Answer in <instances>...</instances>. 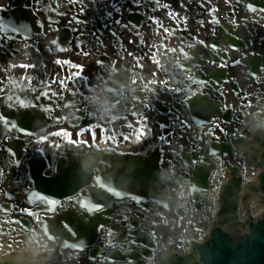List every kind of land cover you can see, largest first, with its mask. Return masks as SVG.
Listing matches in <instances>:
<instances>
[{"label": "flooded vegetation", "instance_id": "obj_1", "mask_svg": "<svg viewBox=\"0 0 264 264\" xmlns=\"http://www.w3.org/2000/svg\"><path fill=\"white\" fill-rule=\"evenodd\" d=\"M22 7L28 12L1 21L3 13ZM261 9L264 0H0V66L11 57H23L25 65L35 66L23 68L19 75L0 72V119L7 107L18 116V123L21 116L33 115L47 123L34 140L22 135L18 125L4 134L0 205L9 201L27 205L30 195L24 190L30 160L36 158L38 148L58 137L74 139L84 129L98 127L95 121L100 119L105 125V131L100 128L102 135L110 141L122 142L128 135L139 139L151 124L150 98L164 99L168 105L185 91L184 82L180 91L176 89V82L187 75L179 70L187 65L194 45L201 60L200 53L216 29L225 27L243 46L263 48ZM133 79L132 87H122ZM240 79L246 88L250 86L248 72ZM252 85V94L261 91L259 82ZM190 96V91L184 93ZM167 113L156 122L171 138L173 124ZM13 124L7 119L8 126ZM12 142L18 145L9 150ZM20 153L22 160L15 166L14 155ZM16 182L22 186L19 198L13 194ZM0 217L5 220L1 211Z\"/></svg>", "mask_w": 264, "mask_h": 264}, {"label": "water", "instance_id": "obj_2", "mask_svg": "<svg viewBox=\"0 0 264 264\" xmlns=\"http://www.w3.org/2000/svg\"><path fill=\"white\" fill-rule=\"evenodd\" d=\"M258 63V58H253L250 66L253 67V69L257 70ZM194 69L195 68H192L191 70ZM219 78H221L222 80H219ZM223 81H227L226 69L222 70L218 66L207 77L202 74L200 78H195V82L198 86H203L204 89L206 88L209 90H212L213 88L211 86L212 83H215V85H221ZM232 88L235 90V92L239 93L238 85L235 82L232 83ZM215 96H218V94L215 93ZM197 97L202 98L201 95H198ZM204 98L205 102L203 104V114L199 113L196 110V104L194 100H191L187 105V107L191 111L192 118L196 123L194 127V131L196 133L202 130L203 124L208 123L213 114H219L221 110V102L211 101L210 95L208 94L205 95ZM230 112H232V109L229 110L227 116ZM247 132L249 133V136L250 134H252L250 130L248 131L247 129L241 134V136L246 137L248 134ZM253 138L254 141L260 143V148H264V131L259 132L256 136H253ZM189 142L192 145H196L198 143V140L195 137H192ZM248 144L249 141L246 140L244 142V149L247 148ZM205 145L206 147H202L199 152L193 153L194 155L192 159L188 157L187 160L184 161L185 169H189L191 165H193L192 173L186 171L185 177L188 181H190L191 179L193 180L189 188L191 195L194 196L195 200L199 199L200 193L202 191H207L209 189V177L215 168L214 163L209 166V163L211 161L210 157L214 153L216 157L221 158L220 152L217 150V148H223V151L225 150V153L230 151L225 143H219L216 141L213 143L210 142V136L206 137ZM207 147H209L208 150ZM185 154L186 151L184 155ZM205 154H207L208 156L205 157ZM257 157L258 156L256 154L253 155L255 161L258 160ZM178 163L179 161H175L174 165H177ZM125 164L127 166H131L132 169L129 170L126 174H116L121 177L119 179L120 182L117 183V189L105 184L102 178H95V170L100 166H96L94 169H86L85 171L81 172V175H75L70 171L63 170L62 175H60L59 177H54L48 180L47 183H43L42 186H40V189L44 191L45 194L48 193V195L54 199L56 203H53L54 206H56L59 201L66 199L67 197L74 196L82 188L90 184L94 186L96 184V187L98 189L93 190V192L96 193L95 200L93 202H103L105 206H108L107 210L105 211L107 219L104 212H99L94 217L88 216L85 218L90 221L89 225H84L82 217L80 218L77 213L73 212L68 214L66 223L70 228H72L76 235L79 236V239L83 238L80 242L77 239L75 243L71 244V242H73V239L70 235H68V232H63L59 227H57L59 226V222L64 218L54 221L55 230L60 234V236L70 240V242H68L67 244H61V242L58 241L60 244L57 243L58 249L56 250V253H58V251H60V248L62 247L64 249L70 248L73 251H81L82 255L86 256V251L88 250V248H90L89 253L93 256H96L99 248H103L105 246L110 247L109 238L117 232L113 228L107 227L111 222L110 216L115 212L122 211V207L124 206L114 205L113 203L112 205L108 204L109 202H112L114 200H116L117 202L119 200H124L126 197H131L132 201H136V204L139 205L132 204L128 206L142 207L143 209L149 211H153L150 209V205H141L139 202L150 203L151 201H154L157 204L156 207H162L163 209L168 210V199L170 196V192L169 188L162 178V158L160 151L156 152L150 159H147L144 162H139L133 160V158L127 157L125 158ZM257 165L261 168H264V152L262 153L260 161L257 163ZM234 170L237 172L238 169L236 168ZM38 173H40V171L38 172V170L35 169V172H33L32 175H34L35 180L37 179L42 182V178L38 177ZM261 179L264 188V172L261 176ZM241 183V178L235 177L231 179L229 181V184L225 187L226 195H224L223 197L224 210L229 213V218H238L236 206L238 205ZM130 184L131 187L129 191L131 193L127 194L120 190L119 186L122 187ZM251 189L255 192H258V188L255 186H252ZM117 192L119 193V196H116ZM84 204L88 203L85 201ZM130 212L131 210L126 211V213L129 214ZM153 214H155L154 211ZM203 221L204 219L202 218L201 223ZM239 225V223H236V226ZM122 227H124V225H122ZM28 228L30 229L31 227ZM141 231L145 236L150 235V240L149 242H147L145 239H138L136 241L137 243H140L145 249H143L142 253H134L128 255L130 257V259H128L129 263L134 261L140 255L139 260L141 261H139V264H148L146 260H151L155 255L154 251L157 249V246L151 236L150 230L143 227ZM252 231L254 234V238L258 239L259 242V244H256L254 246L252 244H248L246 239V247L232 251L226 250L221 243H224V245L228 244V234L225 232H220L219 230L218 235L215 234V232H212L211 242L215 244L214 248L211 247L210 242L205 245L194 243V247L198 248L200 251V260H198L197 255L187 254L185 256H180L171 251L168 253L166 260L162 258V253L160 252V260L163 264H189L192 261H194V264H264V233L263 235H260L264 231V223H260L257 228L253 227ZM260 231L262 232L260 233ZM104 234H106V236H108L109 238H105V240L102 241L96 249H93L92 247L96 246L99 237L103 236ZM76 235H73L74 238L77 237ZM124 236L127 237L128 234L125 233ZM116 242L117 241L114 240V243ZM181 244L182 241H179L178 245L180 246ZM120 248L122 250L127 249L126 246H120ZM245 248H247V251L245 250ZM133 250H137V248H133ZM127 257L122 256L119 253H115L108 260L111 262V264L121 263L120 261L123 262V260H127ZM132 257L134 259H132ZM92 259L95 260L96 258ZM2 264L11 263L6 260Z\"/></svg>", "mask_w": 264, "mask_h": 264}, {"label": "bare ground", "instance_id": "obj_3", "mask_svg": "<svg viewBox=\"0 0 264 264\" xmlns=\"http://www.w3.org/2000/svg\"><path fill=\"white\" fill-rule=\"evenodd\" d=\"M23 10L25 11V12H28V10H25L24 9V7H22L21 9H19V10H12V11H10V12H5V13H3V14H6V15H4V16H2V19H1V21L3 20V19H8L11 15H17V14H19V13H22L23 12ZM34 31H37L38 29H33ZM257 51H260V49H258ZM264 56V55H263ZM124 89L127 87V85L126 84H124L123 86H122ZM9 108H11V106H8ZM3 109L4 110H10V109H8L7 107H3ZM31 112H33V111H31ZM38 118L39 119H41L43 122H44V119L41 117V116H39L38 115ZM44 126H47V123H45V124H42L41 125V127H44ZM40 127V128H41ZM38 152H39V154L42 152L41 150H38ZM69 155H70V153H68ZM67 160H73V162H74V164L76 165V166H78L79 167V169H82V170H86V169H90V168H95L96 166H100L99 165V159H100V156H95L94 158L93 157H91V156H89V157H87V158H85V159H82L81 158V156H74L73 157V155H70L68 158H66ZM58 161L59 160V163H60V165H65L64 164V159H60V158H52V159H48L46 162H50L51 163V168H54V162L55 161ZM33 161V159H31L30 160V162H32ZM51 169H50V166H48V165H46L45 164V162L43 161V163H41V167H40V173H39V178H42L43 179V176H42V174L45 172V171H50ZM104 173H105V177L106 178H110V179H112L116 174H126L125 172H124V168H123V164H122V160L121 159H119L118 158V156H115L114 157V164L113 165H111V166H109L105 171H104ZM13 187H14V195L15 196H17V194H19V189L22 187V186H20V183L19 182H16V184H14L13 185ZM97 188V187H96ZM98 189V188H97ZM34 193H35V195L36 196H38V195H40V193H39V191L38 190H35L34 191ZM17 198H19L18 196H17ZM90 199L91 200H93V195H91L90 196ZM251 203H253L254 205H256L257 204V198L256 197H253L252 199H251ZM127 207H128V205L126 204V205H124L122 208H123V210L121 211L122 212V214L121 215H119V217H124L125 216V214H128V213H126V210L125 209H127ZM134 212H136V213H134ZM89 212H86L85 213V215H87ZM153 211H149V210H141V211H138L137 212V208L136 207H132V211L130 212V214L129 215H126V216H128V218H131V220H135L136 221V223H139V222H141V224L140 225H137L136 226V228L135 227H133V228H131V227H122V225L125 223L124 222V220L122 221V223L121 224H118L119 223V221H120V219H118L116 222L115 221H113V219H111V222L109 223V226L110 227H112L114 230H116V231H123V232H126V233H134L135 234V239H139V235L137 234V232H139L143 227L145 228V224H147V226L149 227V222H147V221H145V218H147V220L148 221H151V220H153ZM115 216H117V214H115L114 213V217ZM143 223H145V224H143ZM176 224H178V223H176ZM63 230V229H62ZM191 233H192V230H191ZM114 236H115V234H114ZM105 237H106V235H105ZM106 238H109L108 236L106 237ZM140 239H145L147 242H149V240H150V235H148V236H145L144 234H142L141 235V237H140ZM188 238H186L185 237V242H186V240H187ZM105 239H104V237H102V236H100L99 237V241H98V244L100 243V241H104ZM189 241H192V238H189L188 239ZM187 240V241H188ZM164 245H166V243H164ZM122 246H125V245H122ZM132 247H134V246H132ZM134 248H136V247H134ZM25 249H30L29 247H25ZM118 249H120V247L118 246V247H116L114 250H112V249H110V248H108L107 246H105V247H103L102 249H99L100 251L98 252V253H102L103 255H108V254H111V253H113V252H115V251H118ZM132 250L133 249H130V250H128V251H126V255H123V252H116V253H120V255H123V256H128L131 252H132ZM120 262H122V261H120ZM103 263V262H102Z\"/></svg>", "mask_w": 264, "mask_h": 264}, {"label": "snow or ice", "instance_id": "obj_4", "mask_svg": "<svg viewBox=\"0 0 264 264\" xmlns=\"http://www.w3.org/2000/svg\"><path fill=\"white\" fill-rule=\"evenodd\" d=\"M73 2H76V0H73ZM157 3H159V0H157ZM164 7L167 8V7H169V5L165 4ZM249 8H250L253 12H255V11L257 10V9H256L254 6H252L251 4L249 5ZM261 10L264 11V9H261ZM153 22L156 23V24L159 23V21H153ZM21 27L27 28V25H22ZM17 30H18V29H16V28H13V29H12V31H17ZM164 31H165V33L167 34V30L164 29ZM56 43H58V42H57V41H54V42H53V44H56ZM130 43H131V42H130ZM141 45H143V44L141 43ZM60 50L63 51L64 49L61 48ZM81 54L85 55L86 53H81ZM184 54H185V55H188L187 53H184ZM129 55L134 57L135 54H134V53H129ZM67 63H68V64H71L72 62H71V61H68ZM236 63L238 64L239 61H236ZM20 67H22V68H28V67L34 68L35 66H34V65H21ZM77 68H81V70H82V66H77ZM12 127L15 128L16 125L13 124ZM28 134H30V133H28ZM68 142H69V143H75V141H74L73 139H69ZM213 155H214V153H213ZM110 195H111V194H110ZM116 196H119V193H118V192L116 193ZM120 198H121V197H120ZM69 200H70V202H71V198H69ZM54 203H56V202L54 201ZM78 205H79V206H82V207L85 209L86 212H92V213L102 212V211L105 210V207H106L105 204H104L103 202H93V203H91L90 205H88V204H83V205H81L80 203H78ZM26 214H27V215H32L33 213L30 212V211H28V212H26ZM123 219H124L125 222L127 221V218H126V217L123 218ZM37 222H39V221H37ZM64 228H65L66 231L69 232V235H75V233L73 232V230H72L68 225H64Z\"/></svg>", "mask_w": 264, "mask_h": 264}, {"label": "rangeland", "instance_id": "obj_5", "mask_svg": "<svg viewBox=\"0 0 264 264\" xmlns=\"http://www.w3.org/2000/svg\"><path fill=\"white\" fill-rule=\"evenodd\" d=\"M161 232H162V235H163V236H165L166 234L169 235V236H177V235H178V232H180V229L175 230V228L172 227V226H171V228H169V227H164V228H163V227H162ZM161 232H160V233H161Z\"/></svg>", "mask_w": 264, "mask_h": 264}]
</instances>
